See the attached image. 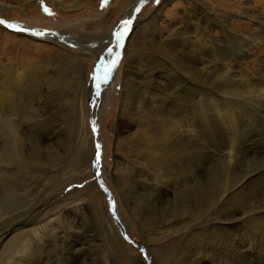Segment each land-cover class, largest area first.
I'll list each match as a JSON object with an SVG mask.
<instances>
[{
  "label": "rangeland",
  "instance_id": "374dc122",
  "mask_svg": "<svg viewBox=\"0 0 264 264\" xmlns=\"http://www.w3.org/2000/svg\"><path fill=\"white\" fill-rule=\"evenodd\" d=\"M162 1L138 0L137 9L125 17L131 21L125 30L124 23L119 29L116 23L136 0H91L88 4H95L93 8L84 3L68 11L48 0H0V20L27 29L0 24V66L12 67L18 75L20 66L37 65L42 59L37 47L54 46L47 39L57 32L67 34L60 37L64 52L90 55L81 58L80 66L87 85V122H82L76 103L82 96L74 92L73 84L65 88L66 83L60 94L44 87L35 98L27 96L38 108L17 101L0 114L13 124L0 120V156H5L0 160V264L10 262L12 254L13 239L6 243L4 234L24 219L42 239L68 236L34 262L61 264L62 255H80L90 264L98 259L94 240L103 241L110 234L107 218L125 242L120 250L135 257L140 254L145 264H176L174 253L183 254V249L200 258L212 253L211 237L223 247H236V253L227 252L230 255L222 254L213 262L264 264V0H202L209 8L191 14L193 20L187 19L191 6L175 0L167 6L159 34L151 33L146 24ZM245 10L257 12L259 28L242 19ZM173 25L181 30L172 44L180 64H164L174 46L167 41L162 47H150L164 41ZM117 32L123 33L119 47ZM21 34L42 45L25 46ZM152 35L153 44L148 45ZM180 35L190 38L181 40ZM249 48L252 58L239 60L234 72H227L223 59L241 58ZM129 53L133 57L127 59ZM156 57L163 64L158 68L148 61ZM152 66L155 76L150 80ZM64 70L68 66L61 60L46 68L52 74ZM126 70L130 76L124 79ZM149 92L157 100H150ZM137 106H146L148 112L172 111L177 120L191 125L190 137L174 139L182 153L175 162L168 159L172 164L162 165V156L156 158L160 165L154 160L152 146L161 137L132 122L136 118L130 115ZM137 120L146 121L140 115ZM152 177L150 183L147 179ZM33 207L37 210L29 215ZM120 222L130 227L129 237ZM174 222L178 229L182 225L177 242L159 240L172 232L167 230ZM185 223H190L189 229L183 227ZM144 240L152 241L148 243L153 253ZM237 253L238 257L231 256Z\"/></svg>",
  "mask_w": 264,
  "mask_h": 264
},
{
  "label": "bare ground",
  "instance_id": "6f19581e",
  "mask_svg": "<svg viewBox=\"0 0 264 264\" xmlns=\"http://www.w3.org/2000/svg\"><path fill=\"white\" fill-rule=\"evenodd\" d=\"M27 1H33V0H27ZM48 1L53 3L56 7H60L62 10H67V11L69 9H71V8H73V9L74 8H79L84 3H86V5L90 6L91 8L95 7V4L92 5V6L88 4V2H91V0H74L75 3H73L72 5L68 4L69 3L68 0H48ZM137 1L138 0H136V2ZM147 1H149V0H147ZM174 1L175 0H163L161 2V4L158 6V8L155 10L154 15L148 20V22L146 24L147 27H151V31H152L151 33L159 34V28L164 26L163 24H161V22H162V19H164V17L166 16L165 11L167 9V6L170 3H173ZM183 3L189 4L191 6V8L188 11L189 14H188V18L187 19H192V20L195 19V18H194V16H191V14H196L198 11H201V10L203 11V10H206L207 8H209L207 3L203 2L202 0H183ZM181 5H183V4L181 3ZM137 6H138V2L136 3L135 6L133 5L132 10H130V12L128 11V13H126L125 15L122 14V16L120 17V20L116 23L117 24L115 26L116 29H119L120 27H122V25H123V23L125 21V17H128V15L131 16L133 14L134 8L137 9ZM202 11H201V13H202ZM204 12L205 11H203V13ZM244 13L245 14L242 17V19L245 20V21H248L249 25H252L254 27H258L259 28L260 24L257 21V17H256L257 16V14H256L257 12H253L251 10H249V11L245 10ZM259 16H263V15H259ZM217 17L219 18L220 16L216 15V19H217ZM196 20H198V19H196ZM259 21H261V20H259ZM222 22L224 23L226 21L222 20ZM181 24H183V23H181ZM146 26H144V27H146ZM221 26H222V24H221ZM223 28H224V26H223ZM223 28H221V29H223ZM169 29H170L171 32L169 34L167 33L168 35L164 39V41H162L160 44H155L154 46H151V47L149 46V47L151 49H152V47L154 49H156V48L162 47L161 45H165V43L168 41V43H169L168 46H170V47L174 46V48L171 49L173 51L169 50L170 51L169 53L172 55V57L169 59V62H166L164 64H171V62L176 64L177 62H179V58H177V57L180 54L177 55V57H175V52H176L175 51V45L176 44H174V45H172V44L174 42L176 43L178 41L179 38H176V36L178 35L176 33H177V31L179 32L181 30H179V28L177 30L176 26H174V25H173V27L169 26ZM226 31H228V30H226ZM232 33H233V31H232ZM225 34H227V33L225 32L224 35ZM182 35H185V33L183 32ZM62 36L67 37V34L61 33V32H57V35H55V37L51 36L50 39H47L50 42H52L54 44V46H44V45L43 46H38V45H42V44H36V43H38V41H35L34 39H32L31 36H23V37H21L22 43H24L25 46L32 47V44L36 42L35 46L36 47L38 46L37 47L38 50L42 53V59L37 65H35L33 67H29L28 65H25L24 67L20 66L18 68V71H20L21 74H18V75L15 74L14 69L12 67H10V70H9V69H7L8 67L0 66V114H4V112L6 111L7 107L17 103V101H18V104L23 105V106L25 105V106H28V107H35V106L37 107V103L35 104L34 101H27L26 100L27 96H32V98H35V95H37V94L39 95L40 91L44 87H46V89H48L49 93L55 94V93L59 92V94H60L62 92V88H63L64 83H66L65 88L69 84H71V85L73 84L74 86H76V89H77L76 91L74 90V92H77V93L79 92V97H80V95L82 96V98L80 100V103H78V101L76 103L80 105L79 107H81L79 109L80 110L79 112L81 113V116H82V118H81L82 122H84V121L87 122V118H86V110H87V108H86V105H85V99H87V85H86L85 81L80 77L81 76V70H80L81 68H80V66H81V63H82L81 58L85 57V56L88 57L90 55H86V54H84V55H82V54L73 55L72 53H68L69 51L68 52H64L63 50H65V49L61 45L63 43H62L61 38H60ZM151 37H152L151 40L152 39L154 40L155 36L152 35ZM180 38H181V40H186V39L189 40L190 37H182L180 35ZM151 40L148 42V45L153 44V40H152V42H151ZM250 46H252V45H250ZM101 50H102V48H101ZM247 50L248 51L243 53L244 55L241 58H234V57L232 58L230 55L229 56L231 57V59H227V56H226V58L224 57L225 59H223L222 62H225V63L222 64V62H221V63H219V65L220 64H222V65L225 64V66H227L226 71L230 72V73H233L234 72L233 69L236 67L235 64H237L239 60H245L246 58H248L247 60H249L250 58H252L251 53H249L250 52V48L247 49ZM45 51H49L50 54L48 56H47V54H43ZM88 52H90V51H88ZM95 54H96V52H95ZM141 55L144 56L146 54L143 52V54H141ZM184 56H185L184 58H186V55H184ZM132 57H133V54L129 53L126 58L130 59ZM144 57H146V56H144ZM174 59L175 60L178 59V60L174 61ZM205 59H207V57ZM59 60H61L63 63H66V65L68 66V70H64V71H61V72L56 73V74H52V73H49L48 71H46V68L48 67V65H51V64H53V63H55V62H57ZM148 61H151V63L154 65V67H157V68H158V66H156V65H163L157 60V57L156 58H152V60L148 58ZM215 61H216V59H215ZM183 62H186V60L183 61ZM218 62H220V61H218ZM179 64H180V62H179ZM73 65H76V66H74V68L72 70L71 68H72ZM205 66H207V64ZM154 67L152 66L150 68V75H149V79L150 80H151V77L153 75L155 76ZM186 68H185V70L189 73L190 70L188 71ZM221 68L224 69V66H222ZM204 69H205V67H204ZM182 70H184V69H182ZM183 73L186 74V72H183ZM128 76H130V74H128V71L126 70L124 79H126ZM148 85H150V84H148ZM148 85H147V87L150 89L151 86L149 87ZM74 86H73V88H74ZM66 93L67 92H65V94ZM53 94L51 96H53ZM150 94H151L150 92L147 94L148 98L150 100H157L154 97L151 99ZM55 95H57V94H55ZM39 97H41V96H39ZM65 98H66V96H65ZM148 111H149V108H147L146 106H142V107H138L137 106L136 108H134V110L131 112L132 115H130V116H134L136 118V120H132V122H136V123H138L140 125L144 124L143 126H148L150 128V130H151L152 136L159 138V140H160V137H161V141H160L161 143L160 142L157 143L156 140H155L154 142H156L157 144H155L153 146L151 145L152 146V151H153V153L155 155V157H153V158H154V160H156V158L158 156H162L163 163L159 162L157 160H156V163H158L159 165H160V163H162V165H165V163L167 165H169V163H171V161L174 160V162H175V160L177 159V155H180L182 153L180 150H177V147L175 146V144H173V142H175L174 139L181 138V136H183V138H186V139L188 137H190L189 136V134H190V127L189 126H191V125H188V123H186V121L184 119L181 120V121L177 120L176 116L172 113V111H167V110H160L158 112L155 111V110H151V112H148ZM122 113H126V112L123 111ZM139 115L142 117V119L146 120V121L142 122V124L137 120ZM13 116H15V115H13ZM0 120H1V122L3 124L6 123L1 116H0ZM6 124L9 125V126L13 125V124L11 125V124H8V123H6ZM152 140H154V139H152ZM159 140H157V141H159ZM9 143H11V142H9ZM91 144L93 145L92 141H91ZM6 145H8V144L6 143ZM10 146H13V145H10ZM159 146H160V148H159ZM1 147H3V146H1ZM21 148H23V147H21ZM23 149H22V151H20V149L19 150L17 149V150L19 152L23 153L24 152ZM14 150H15V148H14ZM17 150L15 152H17ZM9 151H11V150L9 149ZM11 153H13V152L11 151ZM18 153H16V154H18ZM153 153H152V155H153ZM157 153H158V155H157ZM19 154L21 155V153H19ZM7 155H8V152H7ZM175 156H176V158H175ZM3 157L5 158V156H3V154H1L0 160H2ZM10 157H11V155H10ZM17 157L19 158L20 156H17ZM169 158H172V160L168 161ZM159 165H157V166H159ZM157 169H156V171H159ZM153 171H155V170H153ZM81 173H82V171H81ZM155 175L157 176V174H155ZM147 180L150 183H153L152 181H154L153 177L152 178H148ZM104 188H105V190H104L105 194L107 196L111 195L109 193V191L106 189V187H104ZM110 201L113 202L112 199ZM111 204H113V203H111ZM132 207H134V206H132ZM33 208L30 210L31 212H29V215H32V213H34L37 210L36 208H34V209ZM114 208L115 207H113V209ZM113 212H114V210H113ZM17 218H18V216H17ZM181 221H183V223H184L185 219H183ZM71 224H72V222H71ZM105 224L104 225L109 230L110 234L105 236V240H103V241L101 240L102 242L94 240L95 244L93 245L92 249L93 250H98V252L95 251L96 253H98V254H96L98 256V259H97V257H95L96 259L94 258V259H92V261L94 260L95 264H145V261H144L145 259H142L140 254L138 255L139 257H135L134 255L133 256L130 255V254L128 255L127 253L124 254L125 252L124 251L122 252L120 250L122 248V246L125 245V242L122 240L121 236L118 234L116 226H114V224L110 220V218H107ZM181 224L182 223L180 222V225ZM168 225H170V224H168ZM177 226H178V223H175V224L171 223V225L169 226V229L167 231L170 230L172 232H166V235L163 238H160L159 240H161L162 242H171V243L172 242H177V240H178L177 239L178 238L177 235L180 233V230L182 229V225L180 226V229H178ZM9 227H10L9 233L8 234H4V236H3V239H4V241H6V243H7L8 240L13 239V243H12V246H11L12 254H10L11 255V257H10L11 261L8 262L7 264H37L33 260L36 257L41 256L45 252L47 253L48 250H50L52 244H56V242L65 241V240L68 239V236H66V237H63V236L58 237L59 235L58 236H54V237H52L50 239H48L49 236H48L47 239H42L41 238L42 236L40 237L39 234H38V232H39L38 229H34L35 227L32 228L31 227V221L28 222L27 219H24V220L16 222V223H13ZM119 227H122L121 230L123 231V233H125L126 236H128L130 227L129 226H125L121 222H120V226ZM183 227L189 229L190 228V223H185L183 225ZM66 228L67 227H65V229ZM71 229H72V226H71ZM182 231L185 232V230H182ZM142 232H143V230H142ZM48 233H49V231H48ZM55 233H56V231H55ZM154 233H152V234H154ZM63 235H64V233H63ZM189 235H191V233L188 230L187 231V235H186V241H188ZM196 239L197 238H195V240ZM221 240L223 241V239H221ZM144 241H146V244H145L146 248L151 250V252H152V247L153 246L151 245V243H148L151 240H148V242H147V240H144ZM153 241H155V240H153ZM209 241H211L212 244H213V246H211L212 253L209 252L207 255H204L205 257L203 255H200L199 256L200 258H197L198 256H197V254L194 251L191 252V250H190V252H191L190 253L189 250L183 249L184 253L181 254V252L179 250V251L174 253V258L176 257V258L179 259V261H177V262L175 261V263L176 264H218L217 262H213V261H215L217 257H220V255H222V254H229L230 255V253L231 252L234 253V251L236 253V247L235 246L230 248L229 245L226 244L223 247L221 243L219 244L218 238L211 237ZM211 242H210V244H211ZM8 243H10V242H8ZM64 244L66 246L65 248H68L67 247V242H64ZM227 252H230V253H227ZM199 253L200 252H198V254ZM62 256L63 257L65 256V259L63 260V262L61 264H89V259H87V257L81 259L80 255H77V256L62 255ZM231 256L238 257V253L237 254H231ZM146 258H149V257L146 256ZM94 262H92V263H94ZM92 263L90 262V264H92Z\"/></svg>",
  "mask_w": 264,
  "mask_h": 264
},
{
  "label": "snow or ice",
  "instance_id": "6c2138e0",
  "mask_svg": "<svg viewBox=\"0 0 264 264\" xmlns=\"http://www.w3.org/2000/svg\"><path fill=\"white\" fill-rule=\"evenodd\" d=\"M144 2H147V0H144ZM155 2H159V0H155ZM131 21L130 20H126L124 21V26H125V30H126V27L128 24H130ZM0 24H7L6 21H3V20H0ZM8 27L10 28H14L15 30L17 31H27L26 28H22V27H17L16 25H12V24H7ZM34 35H41V33H33ZM50 35H57L55 33H51ZM115 36H116V39H117V47L120 46V41L122 40L123 38V33L121 32H117L115 33ZM109 54H111V49L109 50ZM113 64L116 63L115 60L112 61ZM109 72L111 71V69L108 70ZM99 147V146H98ZM100 163V154H99V151H97V154H96V157H95V164L96 165H99ZM99 171V169L97 168V172Z\"/></svg>",
  "mask_w": 264,
  "mask_h": 264
},
{
  "label": "water",
  "instance_id": "95a60500",
  "mask_svg": "<svg viewBox=\"0 0 264 264\" xmlns=\"http://www.w3.org/2000/svg\"><path fill=\"white\" fill-rule=\"evenodd\" d=\"M105 189V188H104Z\"/></svg>",
  "mask_w": 264,
  "mask_h": 264
}]
</instances>
